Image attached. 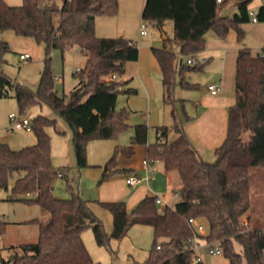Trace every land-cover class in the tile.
Returning a JSON list of instances; mask_svg holds the SVG:
<instances>
[{
	"label": "trees",
	"instance_id": "1",
	"mask_svg": "<svg viewBox=\"0 0 264 264\" xmlns=\"http://www.w3.org/2000/svg\"><path fill=\"white\" fill-rule=\"evenodd\" d=\"M252 0H144L141 18L161 24L171 20L173 36L166 38L178 45V53L151 47L160 72L163 102L171 105L172 127L176 137L166 140V125L156 126L159 133L148 142V126L133 125L130 143L120 148L126 158L133 156L137 145H146L148 163L160 161L165 172L175 171L179 179L177 200L158 207L154 195H145L128 209L122 200L99 201L112 215V230L105 231L102 221L88 206L87 200L71 191L69 197L53 194V180L58 173L66 181V166L55 167L51 160L50 136L46 127L55 119L37 114L31 120L35 136L33 144L12 149L0 142V190L9 188V179L18 174L10 187L8 200L36 204L47 212L45 221L34 217L26 222L37 225V240L19 245L12 259L0 264H101L86 249L81 233L90 227L96 244L109 247L111 239L120 240L134 224L152 226L153 240L147 256L137 264H204L193 263L194 252L184 245L194 231L189 217L205 221L200 240L218 242L228 264H264V234L260 224L252 225L241 217L249 209L250 168L264 167V44L252 54L240 48L235 58L234 102L227 109L226 136L213 149V161L203 160L188 139L175 111L173 88L176 76L183 88H197L185 80L190 71L202 70V64H183L176 68L177 54L198 53L205 47V34L212 30L225 38L230 28L239 41L244 34L240 27L250 21ZM230 7L228 15L224 10ZM118 0H22L11 5L0 0V98L13 94L19 112L34 103L46 104L68 125L78 169L88 166L86 144L89 139H110L128 128V110L115 109L123 81L106 79L109 74L124 73L126 62L138 58L139 48L133 40L115 36H97L95 18L114 15ZM264 22V3L255 11ZM10 30L18 36L32 37L44 46L43 66L35 88L24 85L4 71L8 43L1 38ZM77 46L85 54L77 84L67 95L58 94L52 69L51 53H63ZM115 146L103 165L98 183L116 173L130 169L118 166ZM3 226L0 222V231ZM236 244L239 248L236 249Z\"/></svg>",
	"mask_w": 264,
	"mask_h": 264
},
{
	"label": "rangeland",
	"instance_id": "2",
	"mask_svg": "<svg viewBox=\"0 0 264 264\" xmlns=\"http://www.w3.org/2000/svg\"><path fill=\"white\" fill-rule=\"evenodd\" d=\"M8 4L17 5L22 0H5ZM262 0H252L250 6L253 8L259 6ZM144 0H118V10L114 15H100L96 16L95 33L97 36H117L118 33L114 28H121L125 32V37L137 43L139 50L142 52V46H146L149 51L151 47L165 48L167 50L175 51L178 53L176 43L163 39L171 38L173 36V25L171 20H164L161 24L144 22L141 18V11ZM250 9V8H249ZM145 23L146 34L139 35L140 22ZM107 27L108 30L101 31V28ZM243 29V37L238 41L236 33L233 28H230L225 38L233 37L236 45L246 47L252 54L259 53L264 44V22H246L240 25ZM106 34V35H104ZM230 34L232 36H230ZM211 35L216 36L212 30L205 34V39ZM234 35V36H233ZM4 39H7L9 50L5 53L4 57L6 63L4 64V71L14 80L27 85L31 88L37 86L40 71L43 66L44 46L42 43H37L32 37L17 36L12 31H5ZM77 46H72L64 54L58 50H53L51 53V63L54 75L59 76V79H54L55 88L60 95H67L69 91L77 84L79 77L76 74V69L81 68L85 61V55L78 52ZM19 52H27L31 58L25 61H20L18 58ZM199 55V54H198ZM188 56V55H187ZM185 55L177 54L175 64L179 69L181 65L186 64ZM200 56V55H199ZM221 55H214L211 61L203 65L202 70L190 71L185 75V80L192 83H199L196 89L183 88L179 84V76H176L175 85L173 88L175 97V111L179 114L183 113L181 102L184 103V108L189 112L195 111L194 101L202 93L206 92L207 85L213 80H217L220 75L221 62L219 59ZM142 59V54H141ZM233 85V82H232ZM131 87L135 92L128 94L126 91H120L117 95L115 109L119 110L122 107L126 108L128 114V128L117 133L110 139H97L92 138L86 144V158L91 166L78 169L75 164V157L73 152V143L71 131L67 123L60 118L55 112L46 104L34 103L27 109L21 112L22 116L31 120L37 114H42L48 118L55 119L54 125L46 127V131L50 136V153L51 160L55 167L66 166L69 170L68 184H70L74 192H79L85 198L95 197V191L100 177L101 168L98 166L104 165L106 160L113 154L115 146H118L116 156L119 161L124 160L120 152V148L130 143V137L133 132V125L142 123L145 119L142 118V84L135 76L127 86H122L123 89ZM232 88V86H231ZM158 92V81H157ZM135 95L138 102L132 105L128 96ZM181 99L183 101H181ZM160 103L158 106L159 114L163 115V124L168 126L167 141H171L176 137V133L172 127L170 118L171 105L163 104L161 98L157 101ZM136 106V107H135ZM20 113L17 101L12 93L6 97L0 98V141L9 145L12 149H20L23 146L33 144L35 136L30 131L24 130H9V113ZM148 139L149 142L155 141V127L148 125ZM140 145L135 147V159L142 157ZM157 168L156 173L162 174V168L159 163H155ZM18 174H14L9 179V188L0 190V219L4 217L6 221L29 220L35 216L43 219V210L36 204H25L19 201H8L10 195V187ZM152 175L149 176V178ZM168 182L170 186L174 183L179 184L178 176L175 171L168 175ZM174 177V178H173ZM172 179V180H171ZM178 179V180H177ZM152 182V180H150ZM167 182V183H168ZM53 194L56 197H69L71 191L68 188L67 181L56 175L53 180ZM167 189L164 191H155V194L165 195L166 202L171 204L177 196ZM177 186V185H176ZM160 187V185H159ZM158 189V188H157ZM250 199L251 204L249 209L242 215V221L246 218L250 220L252 225L260 224L264 226V167L253 166L250 168ZM78 194V193H77ZM124 201V199H120ZM164 203H158L161 208ZM47 216V212L44 211ZM206 230L207 224L203 221ZM143 225H132L126 235L120 240L111 239L109 247L99 246L96 244L92 230L86 227L82 233V241L88 250L91 258L100 262L101 264H137L145 259L148 249L151 247L153 235L151 232L142 233ZM144 227V226H143ZM37 240V229L34 223L23 222L13 223L7 225L0 231V258L7 259L13 252L19 251V245L27 242H35ZM15 244L13 249H8V244ZM202 243V242H201ZM204 243V242H203ZM89 246L90 249L87 247ZM236 249L239 246L236 244ZM207 264H226V259L223 255L205 254Z\"/></svg>",
	"mask_w": 264,
	"mask_h": 264
},
{
	"label": "crops",
	"instance_id": "3",
	"mask_svg": "<svg viewBox=\"0 0 264 264\" xmlns=\"http://www.w3.org/2000/svg\"><path fill=\"white\" fill-rule=\"evenodd\" d=\"M250 4L248 6L250 8L249 10L252 9ZM257 8L258 6L253 8L254 10L252 11L255 12ZM96 22L97 21L95 18V27H96ZM249 22L257 23L260 21L257 20L253 22L250 20ZM114 29L115 30L113 31H116V33H118L117 36L125 37L126 34L124 30H122L121 28H114ZM102 30L105 31L108 30V28L107 27L101 28V31ZM4 32L1 34V38L7 42V39H4L3 36ZM145 34L139 33V35L142 36ZM230 36L232 35L230 34ZM25 37H29V36H25ZM108 37H115V36L112 35ZM163 39H165V37ZM176 46L178 50V45L176 44ZM70 48L71 47H68L65 51L69 50ZM76 48L78 52H81L78 47ZM240 48L243 47L237 46L233 37L228 36V38H219L217 36L211 35L210 37L205 39V47L201 51H199L198 54L201 57L206 58L207 59L206 62L211 61L214 55L217 56L221 55V58L219 59V61L221 62V69H220L221 77H219L217 80H213L212 82H210V83H218L220 85V90L216 94H211L207 88H206V92L202 91L199 97H197L196 100L194 101L195 111L193 113H189L184 108L183 102H181L183 113L179 114L176 111L178 120L182 125L188 139L190 140L193 147L198 152L199 156L205 161H213V159L215 158L213 154V149L216 146H218L226 136L227 109L228 106L232 105L234 102L235 58ZM64 52L62 53V55L64 54ZM21 53H27V52H19L18 58ZM81 53L84 54L83 52ZM141 54H142V59H141ZM30 58L31 55L29 54L28 58L25 59L19 58V60L25 61ZM135 76L140 80L142 84V96H141V99L143 100L142 118L145 119L143 123L155 127V136H156L159 133V131L156 130V126L164 125L163 124L164 117L162 114L161 115L159 114L158 106H157L160 105V103H157V101L160 98H161V102L164 104L162 99L163 88L161 83V72L159 66L155 58L153 57L151 51H149V49H147L145 45L142 46V52L141 50H139L138 58L136 60L126 62L124 67V73L119 75L117 79L123 81L124 86H127V83L130 82V80L133 79ZM56 79H59V76H57ZM157 81H158V92L156 90ZM196 84L198 88L199 83ZM138 98L139 97L135 95L128 96V100L132 105H135V103L138 102ZM181 101L183 100L181 99ZM170 118L172 121L171 114H170ZM166 127H167V133H166V137H167L169 128L167 125ZM140 146H142L140 150L142 151V157H140V159L137 160L135 159L134 157V154L136 153V149H135L133 156H131L130 158H126L125 156H123L124 160L121 161L118 160V166L130 169L129 172L116 173L111 178L104 180L100 183H97L94 198L93 197L85 198L81 196L79 192H77L82 198L87 200L88 206L102 221L104 229L108 233L112 230V215L107 209H105L98 203L99 201H115V200L124 199L126 207L130 209L145 195H159V194H155V191L157 190L164 191L165 189H167L166 188L167 184L170 187L169 190L172 191L173 193L180 185V183L177 184L174 183L173 181V186H170L169 185L170 183L168 182L169 181L168 175L173 171L165 172L163 168V164L160 161L148 163L146 160V145L144 144ZM155 163L160 164L162 168V174L156 173L157 168L154 166ZM88 166H91V163L88 162ZM98 166L101 168V172H102L103 165L102 166L98 165ZM148 168H153V171L151 173H148L147 178H145L147 172L146 169ZM65 174L68 180V174H69L68 168ZM129 175H135L140 177L139 182L134 185L127 184L125 179ZM150 175L152 176L149 178ZM150 180H152V182H150ZM67 182H69V180ZM162 196L163 199L166 201L165 195ZM176 200L177 198L174 199V202L171 203V205H173ZM8 201H12V200H8ZM42 212L44 214L43 219H41L38 216L35 217L45 221L48 215L46 216V213H44V211ZM0 222L4 229L7 225H12L13 223H23L26 221L25 220L6 221L4 217H1ZM137 225L144 226V227L142 226V233L151 232V234L153 235L152 226L147 224H137ZM261 226L264 227L263 225ZM36 229H37V225H36ZM14 247L15 244L12 243L7 245L8 249H13ZM87 248L90 249L89 246ZM199 252H200L201 261L204 264H207L205 254H210V253H208L207 246L205 245V240L203 239L200 240ZM226 264H228L227 259H226Z\"/></svg>",
	"mask_w": 264,
	"mask_h": 264
},
{
	"label": "built area",
	"instance_id": "4",
	"mask_svg": "<svg viewBox=\"0 0 264 264\" xmlns=\"http://www.w3.org/2000/svg\"><path fill=\"white\" fill-rule=\"evenodd\" d=\"M220 1V0H217ZM262 3H264V0H262ZM250 20L255 22L257 21V17L255 15V12L250 11ZM145 23L140 22L139 24V33L140 34H145L146 33V29L144 26ZM29 54L28 53H21L19 55L20 59H25L28 58ZM207 59L204 57H201L198 55V53H193V54H189L186 57V63L187 64H202L206 61ZM81 68H77L76 71H80ZM118 74L116 73H112L109 74L106 79H117L118 78ZM55 78H57L55 76ZM207 89L211 94H216L219 90H220V85L218 83H209L207 85ZM8 120H9V130H25V131H30L31 130V123L30 120L27 119L26 117L22 116L21 113H9L8 114ZM146 175L145 178H147V174L151 173L153 171V168H148L146 169ZM58 175H60L58 173ZM126 183L130 184V185H134L136 183L139 182L140 177L135 176V175H129L126 177ZM174 194L177 196V192L174 191ZM155 196V202L156 203H164V205H170L168 204L164 199L162 195H154ZM187 223L191 226V228L194 231L193 236L188 239L187 243L184 245L185 248H188L190 250H192L194 252V258H193V263H196L198 261L201 260L200 258V252H199V248H200V239L196 236V233H204L205 232V228H204V224L201 221L196 220L193 217H189L187 219ZM262 233L264 234V228L262 230ZM205 245L207 246V250L208 253L210 254H214V255H223V248L222 246L218 243V242H206L205 241Z\"/></svg>",
	"mask_w": 264,
	"mask_h": 264
},
{
	"label": "water",
	"instance_id": "5",
	"mask_svg": "<svg viewBox=\"0 0 264 264\" xmlns=\"http://www.w3.org/2000/svg\"><path fill=\"white\" fill-rule=\"evenodd\" d=\"M229 11H230V7H227V8L224 10V12L222 13V15H223V16L228 15V14H229ZM12 258H13V255H10V256L8 257V259H12Z\"/></svg>",
	"mask_w": 264,
	"mask_h": 264
}]
</instances>
